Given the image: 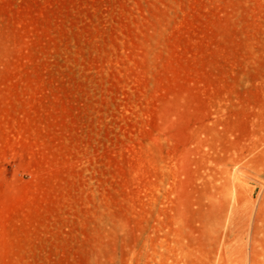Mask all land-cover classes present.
Masks as SVG:
<instances>
[{"label":"rangeland","instance_id":"rangeland-1","mask_svg":"<svg viewBox=\"0 0 264 264\" xmlns=\"http://www.w3.org/2000/svg\"><path fill=\"white\" fill-rule=\"evenodd\" d=\"M0 264H264V0H0Z\"/></svg>","mask_w":264,"mask_h":264}]
</instances>
